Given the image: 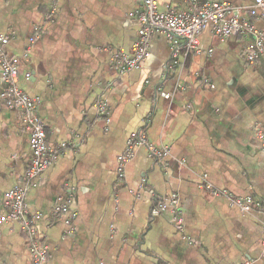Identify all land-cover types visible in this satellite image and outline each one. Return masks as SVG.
<instances>
[{
	"label": "crops",
	"instance_id": "crops-1",
	"mask_svg": "<svg viewBox=\"0 0 264 264\" xmlns=\"http://www.w3.org/2000/svg\"><path fill=\"white\" fill-rule=\"evenodd\" d=\"M157 2L160 10L191 8L190 0ZM140 6V0H0V33L12 37L20 58L16 85L38 98L51 144L77 138L26 197L29 211L42 214L36 227L48 246L46 264H264V151L257 136L264 129V61L244 59L254 37L221 40L208 24L197 50L169 72L164 88L171 96L163 98L155 90L170 54L163 34L152 37L140 68L119 73L111 60L133 43L131 13ZM242 15L264 33V19ZM6 87L0 78V92ZM99 98L106 117L96 113ZM133 131L150 142L168 140L170 153L157 163L139 147L120 177L117 156ZM29 163L20 111L0 105V197L21 183ZM201 183L250 196L252 208L242 212ZM69 184L78 212L70 226L52 214ZM173 193L179 230L170 208L150 216L156 201ZM0 264H31L16 223L0 221Z\"/></svg>",
	"mask_w": 264,
	"mask_h": 264
},
{
	"label": "built area",
	"instance_id": "built-area-1",
	"mask_svg": "<svg viewBox=\"0 0 264 264\" xmlns=\"http://www.w3.org/2000/svg\"><path fill=\"white\" fill-rule=\"evenodd\" d=\"M190 2L189 10L179 11L175 8L160 10L157 0H140V8L131 13L136 20L133 43L128 49L117 50L111 56L118 72L126 73L140 68L149 55L152 37L156 33L163 34L168 40L170 54L164 65L162 80L157 84L155 90L161 97L169 98L171 92L164 88V82L168 80L169 72L173 71L182 58L197 50L198 36L208 24L211 25L213 33L221 40L252 35L254 43L249 42L244 46L245 62L249 65H257L260 60L264 61V33L242 15V13H246L250 17L264 19V0H253L247 7L233 5L227 0H208L203 3L190 0ZM36 38L35 35L28 39L23 57H26L28 49ZM11 41V36L0 33V78L7 84L6 89L0 92V105L20 111L22 127L29 134L30 163L24 172L21 183L0 197V207L5 209L4 213L0 215V221H9L19 225L21 233L27 241L31 264H46L48 246L36 227V221L42 217V214L29 211L26 197L29 190L36 185V179L58 159L63 149L75 146L77 138L73 134L57 145H53L47 140L46 126L37 113L38 98L26 94L16 85L20 58L13 53ZM26 76L29 74L26 73ZM204 82L207 83V80ZM176 88L184 89V85L177 83ZM94 107L98 115L107 116L108 112L102 99L95 100ZM257 136L264 151V129L257 131ZM139 147H145L151 160L157 163H162L170 153L168 140L157 143L150 142L143 133L133 131L126 138L125 148L117 156L116 171L118 176H124L126 163ZM142 182H145V178L142 179ZM199 186L209 189L215 195L226 197L242 212L252 208L253 200L250 196L237 197L226 189L214 188L209 183H201ZM75 193V186L69 184L65 198L53 210L54 220L64 215L65 224L71 225L78 214L75 209H71ZM178 202L176 194L164 195L156 201L155 206L150 210V216L158 217L163 211L170 208L174 212V227L179 230L182 227L183 219L178 210Z\"/></svg>",
	"mask_w": 264,
	"mask_h": 264
}]
</instances>
